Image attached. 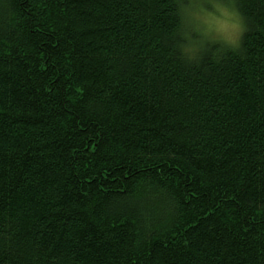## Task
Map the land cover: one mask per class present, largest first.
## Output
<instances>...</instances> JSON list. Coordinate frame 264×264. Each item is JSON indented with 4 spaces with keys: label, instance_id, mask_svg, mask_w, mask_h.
<instances>
[{
    "label": "trees",
    "instance_id": "1",
    "mask_svg": "<svg viewBox=\"0 0 264 264\" xmlns=\"http://www.w3.org/2000/svg\"><path fill=\"white\" fill-rule=\"evenodd\" d=\"M189 2L0 0V264H264V0Z\"/></svg>",
    "mask_w": 264,
    "mask_h": 264
},
{
    "label": "clouds",
    "instance_id": "2",
    "mask_svg": "<svg viewBox=\"0 0 264 264\" xmlns=\"http://www.w3.org/2000/svg\"><path fill=\"white\" fill-rule=\"evenodd\" d=\"M215 8V13L210 15L215 20V25L204 31V40L194 41L189 45H181L184 56L189 62H198L201 58L200 53L204 50L206 41L218 42L222 45L217 50V54L225 50H237L241 46L242 36L246 31V23L238 11L235 0L228 3L223 0H208ZM189 39H191L189 37Z\"/></svg>",
    "mask_w": 264,
    "mask_h": 264
},
{
    "label": "rangeland",
    "instance_id": "3",
    "mask_svg": "<svg viewBox=\"0 0 264 264\" xmlns=\"http://www.w3.org/2000/svg\"><path fill=\"white\" fill-rule=\"evenodd\" d=\"M212 13H215V8L212 4L208 3V0H190L187 5V14L193 27L191 34L193 33L195 35L196 33L197 37L200 36V39L204 40V31L215 25V20L213 19V16L210 15ZM197 37L193 38V40H196Z\"/></svg>",
    "mask_w": 264,
    "mask_h": 264
}]
</instances>
